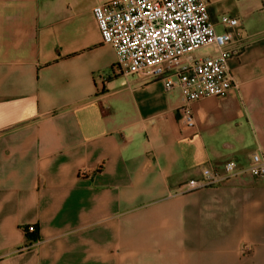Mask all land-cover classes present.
Returning <instances> with one entry per match:
<instances>
[{
  "label": "crops",
  "instance_id": "crops-1",
  "mask_svg": "<svg viewBox=\"0 0 264 264\" xmlns=\"http://www.w3.org/2000/svg\"><path fill=\"white\" fill-rule=\"evenodd\" d=\"M106 1L0 0V264H264V179L176 193L264 154V0H207L234 85L194 126L179 88L113 68Z\"/></svg>",
  "mask_w": 264,
  "mask_h": 264
},
{
  "label": "built area",
  "instance_id": "built-area-1",
  "mask_svg": "<svg viewBox=\"0 0 264 264\" xmlns=\"http://www.w3.org/2000/svg\"><path fill=\"white\" fill-rule=\"evenodd\" d=\"M93 13L103 42L116 52L113 68L117 72L154 77L166 90L180 89L183 103L177 111L183 124L195 125L194 102L225 96L233 87L228 67L231 51L227 49L232 35L215 30L207 0H108L95 5ZM221 22L239 24L237 18L226 15ZM207 45H215L218 54H194ZM243 173L264 179V154L254 152L247 166L229 159L222 168H207L201 177L183 182L176 193L219 185ZM35 228L28 226L30 232Z\"/></svg>",
  "mask_w": 264,
  "mask_h": 264
},
{
  "label": "trees",
  "instance_id": "trees-1",
  "mask_svg": "<svg viewBox=\"0 0 264 264\" xmlns=\"http://www.w3.org/2000/svg\"><path fill=\"white\" fill-rule=\"evenodd\" d=\"M35 227H36L35 230L31 232L28 230V226L24 227L25 234L29 242H35L39 240L38 227L37 226Z\"/></svg>",
  "mask_w": 264,
  "mask_h": 264
},
{
  "label": "rangeland",
  "instance_id": "rangeland-1",
  "mask_svg": "<svg viewBox=\"0 0 264 264\" xmlns=\"http://www.w3.org/2000/svg\"><path fill=\"white\" fill-rule=\"evenodd\" d=\"M194 54H195L196 56H198L196 52H195Z\"/></svg>",
  "mask_w": 264,
  "mask_h": 264
}]
</instances>
